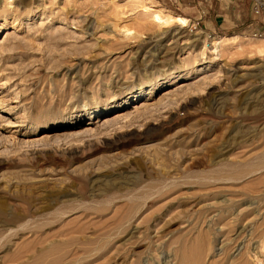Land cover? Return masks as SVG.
Returning a JSON list of instances; mask_svg holds the SVG:
<instances>
[{
  "label": "rangeland",
  "instance_id": "1",
  "mask_svg": "<svg viewBox=\"0 0 264 264\" xmlns=\"http://www.w3.org/2000/svg\"><path fill=\"white\" fill-rule=\"evenodd\" d=\"M261 38L264 0H0V264H264Z\"/></svg>",
  "mask_w": 264,
  "mask_h": 264
},
{
  "label": "bare ground",
  "instance_id": "2",
  "mask_svg": "<svg viewBox=\"0 0 264 264\" xmlns=\"http://www.w3.org/2000/svg\"><path fill=\"white\" fill-rule=\"evenodd\" d=\"M5 1V0H4ZM7 1V0H6ZM9 1V0H8ZM152 7V6H151ZM142 11L143 13L145 14H148L149 17H152L151 19H153L154 22H156L158 25L161 24L162 26L164 25H169V24H176V25H180V26H184L185 24H187V19L182 17V16H179V15H172L169 13H165V12H160V11H157V10H154L150 7H147V6H142ZM142 13V12H141ZM9 34H5V37L6 38ZM248 39V42L250 40H252V38H247ZM255 40V39H254ZM259 41V48H264V38H261V39H258ZM235 44V42L233 43ZM242 43H239L237 45H239L241 47ZM251 44V43H250ZM216 45V44H215ZM232 46V45H231ZM217 47H218V43H217ZM185 84L181 85V86H184ZM156 86V85H155ZM180 86V87H181ZM186 86V85H185ZM154 87V86H153ZM179 87V88H180ZM151 88V87H150ZM154 90V89H153ZM172 91L174 90H171V89H165L162 93V96H165L167 97V95H170L172 93ZM152 93V92H151ZM126 105V101L123 100L117 104H115L113 107H111L110 109L106 110V113L103 117H101L100 119H96V122L97 123H100V124H104V123H107L109 122L110 120L118 117L119 115L117 114L118 111L122 110V107ZM134 107H132V109H140L142 107H146L147 106V102L145 100H140L138 103H136L135 105H133ZM113 111V112H112ZM112 112V113H111ZM117 114V115H116ZM89 132V128H87L86 126L78 129L75 133V138H80V137H83L84 135H86L87 133ZM49 133H43L42 137L40 139H43V138H47L49 137L48 136ZM3 215V210L0 209V216ZM13 216V215H12ZM3 217V216H2ZM7 218V217H6ZM4 219V218H3ZM6 220V219H5ZM4 220V221H5ZM9 220V218H8ZM7 221V220H6Z\"/></svg>",
  "mask_w": 264,
  "mask_h": 264
}]
</instances>
